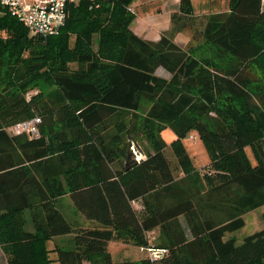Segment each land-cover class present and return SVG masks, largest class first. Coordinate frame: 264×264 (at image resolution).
<instances>
[{"label": "trees", "instance_id": "1", "mask_svg": "<svg viewBox=\"0 0 264 264\" xmlns=\"http://www.w3.org/2000/svg\"><path fill=\"white\" fill-rule=\"evenodd\" d=\"M133 1L70 4L64 25L47 37L30 34L0 5L7 264H50L46 242L65 235L72 247L56 249L61 264H264V228L240 243L226 238L264 207L262 0H228V11L199 18L191 0H179L172 28L157 42L130 30ZM186 28L216 57L176 44L173 35ZM34 118L38 137L11 133ZM168 128L176 136L170 145L162 137ZM192 132L209 158L200 169L182 143ZM133 147L139 161L128 159ZM64 196L95 226L74 227L57 206ZM112 241L165 253L115 262Z\"/></svg>", "mask_w": 264, "mask_h": 264}, {"label": "crops", "instance_id": "2", "mask_svg": "<svg viewBox=\"0 0 264 264\" xmlns=\"http://www.w3.org/2000/svg\"><path fill=\"white\" fill-rule=\"evenodd\" d=\"M22 1L29 2V0H22ZM223 1L224 2L219 0L218 2V0H212L211 2L212 5L216 7V8H213L212 11H215V13L228 11V0H223ZM191 2L193 6V1L191 0ZM205 2L208 3L209 0L207 1L205 0ZM130 7L135 16L134 20L130 24V30L138 37L144 40L150 41V42H157L161 38L162 35L168 33L170 29L172 28V16L179 14L180 12L179 0H135L133 1ZM262 8H264V0H262ZM193 13H194L193 14L194 17H200L199 14L197 15L195 12ZM192 30L194 29L186 28L183 31L176 32L173 35L175 43L183 48L186 47L190 43V40L192 39V35H193ZM66 197L71 201V199L68 196H64L60 198L58 202L61 203V200ZM58 208L60 210L62 209L59 206ZM73 208L75 209L74 205H73ZM261 209H264V207L250 211L244 215L245 226L247 225V216L251 217L250 222L253 224L256 218L253 217V215L251 216V214H255V212H259V210ZM61 211L66 217V219L74 227H80V228L86 227L87 228V227L95 226L93 222L86 220L85 217L78 211L74 213L76 216V219H74L73 221H70L68 219V217L66 216L63 210ZM262 214H264V210L261 211V214H260L261 217H262ZM24 216L26 218V229L29 231H33V225L31 221L30 213L25 212ZM84 222L85 224H83ZM259 230H255L254 232L259 231ZM71 237H72L71 235L57 236V237L51 238L50 240L46 242L45 246L49 250V258L51 260L50 264H61L58 261V255H57L56 249L57 248L65 249V248L72 247ZM232 237L233 236L231 234H228L226 236V238H232ZM137 248L138 247L136 246L127 245V244H123V243L116 242V241L115 242L112 241L108 244V252L112 260L115 262L140 261L141 259L144 258V255H142L141 251H139ZM130 249L137 250L138 252L131 251ZM124 257H130V258L126 259ZM120 259H124V260H120ZM0 264H7L6 257L1 248H0Z\"/></svg>", "mask_w": 264, "mask_h": 264}, {"label": "built area", "instance_id": "3", "mask_svg": "<svg viewBox=\"0 0 264 264\" xmlns=\"http://www.w3.org/2000/svg\"><path fill=\"white\" fill-rule=\"evenodd\" d=\"M81 1L94 0H0V5L5 7L8 12L16 17L32 35L43 37L55 35L64 25L67 18V6L78 4ZM39 118L21 122L14 125L10 131L14 136L22 133H28L33 137H38ZM135 159L139 161L142 156L137 154L135 148H132ZM139 155V156H138ZM147 257L156 261L163 256L165 250L154 249L150 247H141Z\"/></svg>", "mask_w": 264, "mask_h": 264}, {"label": "rangeland", "instance_id": "4", "mask_svg": "<svg viewBox=\"0 0 264 264\" xmlns=\"http://www.w3.org/2000/svg\"><path fill=\"white\" fill-rule=\"evenodd\" d=\"M192 1H193L194 12L197 15L199 14L200 17H202L203 15L212 14L213 12L215 13V11H212L213 8H216L212 5V3H211L212 0H209L208 3H206L205 0H192ZM221 1L224 2L223 0H221ZM218 2H219V0H218ZM220 4H221V2H220ZM197 18H199V17H197ZM199 21L200 20H197L195 27H194L195 29L201 28ZM192 34H193L192 39L190 40L188 47L191 49V52L193 54H195L198 57H204V58L216 57L214 55L215 50L211 46H207L203 42V39H201L197 34H195V30H192ZM157 75H159L163 78H169V74L167 72H165L162 68L157 69ZM193 136L197 137L195 132H192L187 138L183 139L182 143L184 144L186 151L192 160L193 166L196 169H200V168H202L208 164L209 158H208L206 149H205L204 145L202 144V142L198 139V137L196 140L191 139V137H193ZM162 137H163L164 141L167 143V145H170L171 142H173L176 139L174 132L170 128H168L162 132ZM135 151L137 152V154H139V151L137 148H135ZM246 153H247V157H248V160L250 161L251 165L254 166L256 164V161H255L253 154L249 148H247ZM166 154L172 162L175 161L170 148H167ZM139 155L141 156V154H139ZM57 206L62 208L61 210H63L65 212L66 216L68 217V219L70 221H73L74 219H76V216L74 214L76 212V210L73 208L72 202L67 197L63 198L61 200V203L58 202ZM262 210H264V209L259 210V212H255V214H251V216L253 215V217L256 218L254 220L253 224L250 222L251 217L247 216V225L244 228H242V229L234 232L233 234H231L237 240L238 243H240L244 237L250 235L255 230H259V229L261 230V228L264 227V221H262V217L260 215ZM83 224H85V222ZM183 226L185 228L184 223H183ZM137 249L139 251H141V253H142V255H144V257H146L147 253H145L139 247ZM131 251L138 252L137 250H131ZM124 258L129 259L130 257H124ZM120 260H124V259H120Z\"/></svg>", "mask_w": 264, "mask_h": 264}, {"label": "water", "instance_id": "5", "mask_svg": "<svg viewBox=\"0 0 264 264\" xmlns=\"http://www.w3.org/2000/svg\"><path fill=\"white\" fill-rule=\"evenodd\" d=\"M132 157H134V154H133V152H130L128 155V159H131Z\"/></svg>", "mask_w": 264, "mask_h": 264}]
</instances>
